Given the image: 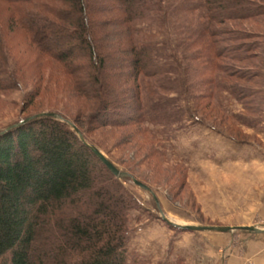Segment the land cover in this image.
<instances>
[{"label":"trees","instance_id":"1","mask_svg":"<svg viewBox=\"0 0 264 264\" xmlns=\"http://www.w3.org/2000/svg\"><path fill=\"white\" fill-rule=\"evenodd\" d=\"M0 3L9 24L89 101L84 120L59 113L102 151L88 136L93 128L136 124L159 153L170 128L204 122L197 106L204 99L220 120L249 124L228 114L219 93L242 103L248 88L240 82H249L250 67H264V54L247 65L250 50L234 43L249 33L236 24L264 15V0H186L182 24L166 0ZM7 57L0 38V92L19 87ZM125 179L65 121L41 116L0 134V264H136L127 248L129 211L141 207Z\"/></svg>","mask_w":264,"mask_h":264},{"label":"rangeland","instance_id":"2","mask_svg":"<svg viewBox=\"0 0 264 264\" xmlns=\"http://www.w3.org/2000/svg\"><path fill=\"white\" fill-rule=\"evenodd\" d=\"M166 1L176 11L171 18L182 24L188 16L183 11L186 0ZM259 17L255 22L236 24L237 29L249 32L234 42L250 50L247 65L256 61V53L264 54V15ZM0 38L8 53L9 71L19 84L0 92V129L41 112L62 111L84 120L92 110L89 101L75 96L60 66L39 56L27 34L9 24L7 6L2 3ZM250 72L249 82H240L248 88L243 104L219 93L228 114L248 119V125L220 120L221 114L204 99L197 105L204 122L187 121L170 128L164 148L156 147L159 153L136 124L95 127L88 136L103 146V152L121 170L126 168L145 181L170 220L204 225L264 224V67H250ZM125 185L141 207L129 211L127 248L136 256V264H264V233L235 230L218 241L219 245L212 237L221 232L177 230L162 220L150 193L129 178Z\"/></svg>","mask_w":264,"mask_h":264},{"label":"water","instance_id":"3","mask_svg":"<svg viewBox=\"0 0 264 264\" xmlns=\"http://www.w3.org/2000/svg\"><path fill=\"white\" fill-rule=\"evenodd\" d=\"M41 116H49L53 117L62 121L67 122L72 129L76 132L79 140L87 147L89 150L99 159V161L110 171L111 174H113L116 178L118 179H124V178H129L136 186L139 188L147 191L148 193L151 194L156 208L160 213V217L162 218L163 221H165L168 225L179 228L184 231H210V232H221V233H229L233 232L235 230H243L247 231L249 233H264V224L261 225H204V224H186V223H177L172 220H170L167 216H165L160 208L159 201L152 191V189L142 181L138 180L136 177L131 175L129 172L121 170L115 163H113L107 155L101 151L97 146H95L93 143L89 142L83 135V133L77 128V126L67 120L64 119L60 114L55 113V112H41L35 115L28 116L16 123L10 124L7 127H5L3 130H0V134H3L7 130L17 127L21 124H24L28 122L31 119L38 118Z\"/></svg>","mask_w":264,"mask_h":264},{"label":"crops","instance_id":"4","mask_svg":"<svg viewBox=\"0 0 264 264\" xmlns=\"http://www.w3.org/2000/svg\"><path fill=\"white\" fill-rule=\"evenodd\" d=\"M242 224L245 225V224H247V223H242ZM214 234H218L217 236L212 237L213 239L216 240V242H214V243H218V244H219L218 241L227 239V237H225V236H227L229 233H214ZM255 238H256V237H255ZM255 240H257V239H255ZM255 240H253V242H254ZM219 245H220V244H219Z\"/></svg>","mask_w":264,"mask_h":264}]
</instances>
